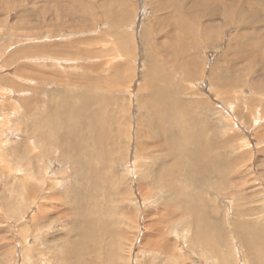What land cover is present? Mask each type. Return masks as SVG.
Returning a JSON list of instances; mask_svg holds the SVG:
<instances>
[{
	"label": "rangeland",
	"instance_id": "374dc122",
	"mask_svg": "<svg viewBox=\"0 0 264 264\" xmlns=\"http://www.w3.org/2000/svg\"><path fill=\"white\" fill-rule=\"evenodd\" d=\"M199 1L0 0V264H254L248 251L264 254V0ZM175 111L195 139L175 163L188 172L197 152L222 161L201 182L184 176L187 212L162 187L168 135L184 136Z\"/></svg>",
	"mask_w": 264,
	"mask_h": 264
},
{
	"label": "bare ground",
	"instance_id": "6f19581e",
	"mask_svg": "<svg viewBox=\"0 0 264 264\" xmlns=\"http://www.w3.org/2000/svg\"><path fill=\"white\" fill-rule=\"evenodd\" d=\"M239 2L241 1V0H238ZM260 1V0H259ZM102 2H104V1H102ZM205 0H200L198 3H200L199 4V6H202L203 8L202 9H204V8H206L207 7V5H205ZM262 2V1H261ZM180 5V4H179ZM258 5H260V4H258ZM249 9L250 10H253V8L250 6L249 7ZM260 10H264V5H262L261 6V8H260ZM259 10V11H260ZM257 11V10H256ZM255 11V12H256ZM221 13H223V12H221ZM221 13H219V14H221ZM254 13V12H253ZM212 15H215V16H217L218 15V13H217V11H212ZM258 15V14H257ZM256 19V18H255ZM257 19H259V18H257ZM240 20L241 21H243L244 23H247L246 21L247 20H245V19H243L242 17H240ZM260 21V20H259ZM243 22H241V24H243ZM255 24V23H254ZM254 26V25H253ZM257 29V28H256ZM250 30H253V29H250ZM260 30V29H259ZM255 31V30H254ZM253 31V32H254ZM257 31H258V29H257ZM250 48V47H249ZM255 48V47H254ZM205 86H207V85H205ZM160 89L161 90H156V89H154L153 88V92H152V97L150 98V103L151 104H153L154 106H155V115L157 114L158 115V106H157V104H156V102L158 101L159 102V104H161V102H162V98H161V94H162V96L164 97V95H165V90L164 89H162L161 87H160ZM174 89V88H173ZM151 93V92H150ZM74 96V95H73ZM95 96V95H94ZM100 96V95H99ZM76 98V97H75ZM149 98V97H148ZM94 100H95V102H96V104H100V103H102V101H103V97H101V99L100 100H97L96 98H94ZM61 101H63V100H61ZM67 101V100H66ZM71 101V100H70ZM131 102H132V100H130ZM61 103V102H60ZM67 103H68V101H67ZM65 104H66V102H65ZM79 104V103H78ZM67 105V104H66ZM65 105V106H66ZM150 105V104H149ZM172 105H173V107H174V103H173V101H172ZM62 106H63V104H62ZM72 106V105H71ZM151 106V105H150ZM184 106V105H183ZM64 108V107H63ZM67 108V107H66ZM151 109V108H150ZM153 109V108H152ZM56 110H58V109H56ZM65 110V109H64ZM74 110H76V109H74ZM74 110H72V111H74ZM80 110H82V109H79V111ZM178 110V109H177ZM179 110H182V109H179ZM179 110H178V113H179ZM104 111V110H103ZM150 111V110H149ZM172 111V110H171ZM61 112V111H60ZM76 112V111H75ZM181 112V111H180ZM151 113L153 114V111H151ZM62 114V113H61ZM70 115V114H69ZM77 115V114H76ZM180 115V114H179ZM78 116V115H77ZM103 116V115H102ZM153 116V115H152ZM60 117V116H59ZM62 117V116H61ZM71 117V116H70ZM105 117V119L106 120H104L103 121V123H105V122H107V121H109L110 119L108 118V116H104ZM8 118V117H7ZM77 117H73L72 118V120H74V119H76ZM100 117H97V119H99ZM170 118H171V122L172 123H175V124H178L179 125V130H182V134L184 135L183 136V138L182 139H178V138H176L175 137V135L173 136L172 135V133H169V135H168V146H167V151L169 152V154H170V158L171 159H173V161H171V168H170V170L169 171H166L165 172V180L169 183L168 185H166V187H164V186H162L163 188H165L164 189V194L166 195V194H169L170 193V197L172 196V200H173V202L175 203V204H177V205H180V206H184V207H182V208H184L185 210H186V212H187V209L189 210V208L187 207L188 206V202H190V197L189 196H184L183 194H185V193H187V191L184 193L183 192V189L185 190H187V186H186V181H185V177L187 178L188 177V172H189V181L191 182L192 181V178H193V176H198L199 177V180H200V182H201V180L202 179H205V178H208V175H212V174H209V170L213 167V168H215L220 162H222L221 160H217V159H214V160H210V159H208V157H205L204 155H203V153L202 152H197V154L195 155V154H190V156L192 157V163L191 164H189L190 166H189V171L187 172V170H186V168H185V166H186V164L185 163H181L180 165L179 164H177V163H175L176 162V160H179L180 158H184V159H187V157H188V154H189V152H188V149H186L184 146L186 145H188L189 143H193L194 141H195V139H193V130H192V127L191 126H188V127H190L189 129L191 130V133L192 134H186L185 132L187 131V125H185V124H181V122H180V120H181V118L178 116V114H177V112L175 111V112H173V113H171L170 114ZM182 118H184L183 116H182ZM60 119V118H59ZM64 119V118H63ZM70 119V118H69ZM101 119H103V118H101ZM141 119V118H140ZM167 119V118H166ZM169 119V118H168ZM0 120H1V118H0ZM56 120H58V119H56ZM65 120V119H64ZM80 120V119H79ZM156 120V119H155ZM116 121V120H115ZM158 121V120H157ZM181 121H183V120H181ZM74 122V121H73ZM77 122V121H76ZM84 122V121H83ZM120 122V121H119ZM94 123H97V122H95V120H94V122L90 125V123L88 124L89 125V127L91 128V126H95V124ZM121 123V122H120ZM149 123V122H148ZM151 123V122H150ZM156 123V122H155ZM162 123V122H161ZM189 123V122H188ZM71 124V123H70ZM73 124V123H72ZM167 124V123H166ZM166 124H165V126H166ZM199 124V123H198ZM2 125V124H1ZM4 125V124H3ZM7 125V124H6ZM75 125H77L76 123H75ZM108 126V125H107ZM107 126H105V127H107ZM159 126H160V124H159ZM192 126H198L197 125V123L195 124V121L193 120V125ZM111 127H112V125H111ZM168 127V126H167ZM172 127H173V125H172ZM172 127H170L169 129H170V131L171 130H173L172 129ZM165 128V127H164ZM73 129V128H72ZM166 129V128H165ZM186 129V130H185ZM92 130H95V129H92ZM99 130H101V129H99ZM109 130H110V128H109ZM2 131V130H1ZM0 131V132H1ZM77 131V130H76ZM128 131V130H127ZM126 131V132H127ZM159 131H161V130H159ZM81 132V131H80ZM93 132H95V131H93ZM100 132H102V131H99V132H97V133H100ZM108 132V131H107ZM119 132V131H118ZM163 132H164V130H163ZM73 133H75V131L73 132ZM72 133V134H73ZM90 133V132H89ZM162 133V132H161ZM174 133V132H173ZM71 134V135H72ZM76 134V136H75V138H74V143H71V144H73V145H75V147L77 148V150H76V152H78L79 151V148H80V146L82 145L83 146V139H82V137L81 136H79L78 134H77V132L75 133ZM85 134V133H84ZM94 134V133H93ZM160 134V133H159ZM163 134V133H162ZM165 134V133H164ZM30 135V134H29ZM98 135H100V134H98ZM31 136V135H30ZM34 136H36V135H34ZM69 136V135H68ZM108 136V135H107ZM97 137H101V136H97ZM125 137V136H124ZM128 137V136H127ZM32 138V137H31ZM40 138V137H39ZM70 138V137H69ZM121 139V138H120ZM127 139V138H126ZM125 139V140H126ZM26 140V139H25ZM37 140V139H36ZM35 140V141H36ZM39 141L41 140V138L40 139H38ZM84 140H86V138L84 137ZM96 140H97V138L95 139V143H96ZM119 140V139H118ZM117 140V141H118ZM166 140V139H165ZM28 141V140H27ZM30 141V140H29ZM28 141V142H29ZM120 141V140H119ZM31 142V141H30ZM56 142V141H55ZM59 142V141H58ZM166 142V141H165ZM6 143V142H5ZM114 143V142H113ZM29 144V143H28ZM64 143H60L59 145L61 146V145H63ZM88 144V143H87ZM93 144V143H92ZM97 144V143H96ZM58 145V146H59ZM200 143L198 144V147L200 148ZM57 146V148L58 149H60L61 151H63L64 153H66V156L65 157H62V158H65V159H71V156H72V154H71V151H69V150H67V149H65V148H63V147H58ZM70 146V145H69ZM2 147V146H1ZM110 147V146H109ZM197 147V146H196ZM86 148V147H85ZM17 149H19V148H17ZM90 150V149H89ZM2 151V150H1ZM60 151V152H61ZM81 151V150H80ZM19 152H21V151H19ZM55 152V151H54ZM1 153V152H0ZM75 153V152H74ZM78 154V153H77ZM97 154V153H96ZM156 154V153H155ZM18 156V155H17ZM81 156V155H80ZM213 156V155H212ZM1 157V156H0ZM19 157H21V156H19ZM3 158V157H2ZM59 158V157H58ZM140 158V157H139ZM210 158V157H209ZM16 159V158H15ZM19 159H21V158H19ZM51 159H55V158H51L50 157V160ZM53 160H51V161H53ZM58 160V159H57ZM86 161H87V159H86ZM25 162V161H24ZM41 162V161H40ZM44 162H46V161H44ZM58 162V161H57ZM130 162V161H129ZM138 162V161H137ZM15 163H16V161H15ZM50 163V162H49ZM55 163H56V161H55ZM42 164V163H41ZM40 164V165H41ZM69 164V163H68ZM198 164H201V168L199 167V165ZM14 165V164H13ZM16 165V164H15ZM151 165H153V164H151ZM4 166V165H3ZM34 166V165H33ZM44 166H46V165H44ZM131 166V165H130ZM145 166V165H144ZM161 166V165H160ZM184 166V167H183ZM18 167V166H17ZM47 167H50V166H47ZM63 167V166H62ZM66 167V166H65ZM133 167V166H132ZM3 168V167H2ZM135 168V167H134ZM153 168H155V167H153ZM162 168V167H161ZM160 168V169H161ZM9 169V168H8ZM63 169V168H62ZM62 169H59V170H61V171H63ZM148 169V168H147ZM156 169V168H155ZM160 169H158V172H160L159 170ZM163 169V168H162ZM58 170V169H57ZM56 170V171H57ZM137 170V169H136ZM17 171H18V169H17ZM44 171V170H43ZM135 171V170H134ZM211 171V170H210ZM214 171V170H213ZM217 171V170H216ZM58 172H60V171H57V173ZM46 173V172H45ZM47 173H48V170H47ZM53 174H54V172H52ZM161 173H162V171H161ZM215 173V172H214ZM51 174V173H50ZM50 174L48 175V176H50ZM153 174V173H152ZM160 173H157L156 175H158V176H156V180L158 181V182H161L162 181V179H160V175H159ZM178 174H180V179L179 180H177L176 179V176L178 175ZM216 174V173H215ZM219 174V173H218ZM59 175V174H58ZM64 175H65V173H64ZM153 175H155V174H153ZM54 176H57V175H54ZM100 176V175H99ZM185 176V177H184ZM45 177V176H44ZM163 177V176H162ZM178 177V176H177ZM47 178V177H46ZM46 178H44V179H46ZM63 178V177H62ZM182 178V179H181ZM213 178V177H212ZM216 178V177H215ZM164 179V178H163ZM47 180V179H46ZM142 180V179H141ZM164 180V181H165ZM181 180H183V182L181 181ZM211 180V179H210ZM210 180H208V181H210ZM51 181H52V179H51ZM92 181H94V179L92 180ZM151 181H153V180H151ZM212 181V180H211ZM223 181H224V179H223ZM68 182V181H67ZM79 182V181H78ZM77 182V183H78ZM147 182V181H146ZM203 182H206V181H203ZM88 183V182H87ZM162 183V182H161ZM186 183V184H185ZM210 183V182H209ZM211 183H213V182H211ZM210 183V184H211ZM223 183V182H222ZM221 183V184H222ZM33 184V183H32ZM184 184V185H183ZM158 185H160V184H158ZM162 185V184H161ZM208 185V184H207ZM151 186V185H150ZM201 186H202V183H201ZM229 186V185H228ZM140 187H142L141 185L139 186V188ZM95 188V187H94ZM161 188V187H160ZM141 189V188H140ZM219 190V189H218ZM195 195H197V193L195 194ZM195 195H193V196H195ZM181 196H184L183 198V200L181 199ZM198 196V195H197ZM163 197V196H162ZM170 199V198H169ZM193 199V198H192ZM195 199V198H194ZM201 199V198H200ZM199 200V199H198ZM16 201V200H15ZM167 201V200H166ZM194 201V200H193ZM201 201V200H200ZM17 202V201H16ZM195 202V201H194ZM86 203H88V202H86ZM90 203V202H89ZM197 204H198V201L196 202ZM195 203V204H196ZM77 204V203H76ZM190 204V203H189ZM170 205H171V203H170ZM100 206V205H99ZM190 206H192L191 204H190ZM189 206V207H190ZM201 206H202V204H201ZM87 207V206H86ZM88 209V208H87ZM91 209V208H90ZM199 209V208H198ZM191 210V209H190ZM81 212H82V209H81ZM90 212V211H89ZM204 213L202 212V213H200V215H199V213H198V211L197 210H193L192 211V214H191V216L193 217V219H196V218H199V226H200V218H201V216L203 215ZM90 215V214H89ZM99 215V214H98ZM171 215V214H170ZM92 216V215H91ZM158 217V216H157ZM86 218V217H85ZM91 218V217H90ZM26 219V218H25ZM95 219V218H94ZM182 219V218H181ZM184 219V218H183ZM88 220V219H87ZM193 221V220H192ZM96 222V221H95ZM94 222V223H95ZM91 223V222H90ZM168 223H170V222H168ZM176 223V222H175ZM189 223H191L190 221H189ZM87 224V223H86ZM94 226V225H93ZM192 226V225H191ZM194 226H195V231H196V229L199 231V227L197 226V223H194ZM96 228V227H95ZM176 228V227H175ZM190 228V227H189ZM194 228V227H193ZM199 228V229H198ZM175 230H177V229H175ZM188 230V229H187ZM201 230V229H200ZM162 231V230H161ZM174 231V230H173ZM167 232V231H166ZM247 232V231H246ZM75 233V232H74ZM93 233H94V231H93ZM185 234H187V231H185ZM194 234L195 235H197V233L196 232H194ZM91 235V234H90ZM178 235V234H177ZM204 235H206V234H204ZM252 235V234H251ZM250 235V236H251ZM83 236V235H82ZM84 236H86V235H84ZM83 236V237H84ZM94 236V235H93ZM262 236V235H261ZM207 237V236H206ZM181 238V237H180ZM204 238V237H203ZM240 238H241V241H243V243L247 246V248H251L252 247V245L254 244L253 242L251 243V242H248V240H247V238H245L244 236H241L240 235ZM251 238H253V237H251ZM255 238V237H254ZM86 239V238H85ZM258 239V238H257ZM207 240V239H206ZM88 241V240H87ZM256 241V240H255ZM259 241V240H258ZM262 243V242H261ZM69 245V244H68ZM208 245V244H207ZM217 245V244H216ZM256 245V244H255ZM30 245H28V247H29ZM37 246V245H36ZM212 247H213V251H211V255H217L218 254V250H216L215 248H214V246H213V244H212ZM23 248V247H22ZM49 248V247H48ZM47 248V249H48ZM56 248H58V245H57V247ZM245 248V247H244ZM34 249V248H33ZM155 248H153V250H154ZM27 250V249H26ZM211 250V249H210ZM28 251V250H27ZM30 251H31V249H30ZM92 251V250H91ZM108 251V250H107ZM32 252V251H31ZM30 252V253H31ZM41 252V251H40ZM48 252V251H47ZM50 253H51V251H49ZM58 252H61V251H58ZM249 252V254L254 258V260H255V262H254V264H264V254L262 253V251H261V247L260 246H255L253 249H251V250H249L248 251ZM39 253V252H38ZM64 253V252H63ZM62 253V254H63ZM166 253L167 254H165V255H168V256H170L171 254H169L168 253V250L166 249ZM43 254V253H42ZM48 253H46V255H47ZM55 254H56V252H55ZM61 254V255H62ZM25 255H26V253H25ZM39 255V254H38ZM50 255V254H49ZM60 255V254H59ZM64 255V254H63ZM220 255H221V252H220ZM22 256V255H21ZM41 256V255H40ZM26 257V256H25ZM22 258H24V257H22ZM27 258H28V256H27ZM49 258H50V256H49ZM52 258V257H51ZM74 258V257H73ZM83 258V257H82ZM80 258H78V260H79ZM84 259V258H83ZM82 259V260H83ZM152 260H154L155 258L153 257V258H151ZM23 260V259H22ZM46 260V259H45ZM24 261H27L28 262V260H24ZM80 261V260H79ZM168 261V260H167ZM44 262V261H43ZM55 262V261H54ZM61 262V261H60ZM50 263V262H49ZM57 263V262H56ZM84 263V262H83ZM164 264H168V262H163ZM22 264H24V263H22ZM59 264V263H58ZM85 264V263H84ZM162 264V263H161Z\"/></svg>",
	"mask_w": 264,
	"mask_h": 264
}]
</instances>
